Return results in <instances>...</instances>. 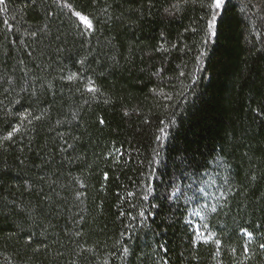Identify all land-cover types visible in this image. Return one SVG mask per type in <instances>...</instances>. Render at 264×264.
<instances>
[{"label":"trees","instance_id":"trees-1","mask_svg":"<svg viewBox=\"0 0 264 264\" xmlns=\"http://www.w3.org/2000/svg\"><path fill=\"white\" fill-rule=\"evenodd\" d=\"M212 3L0 4V264H264V0Z\"/></svg>","mask_w":264,"mask_h":264},{"label":"snow or ice","instance_id":"snow-or-ice-1","mask_svg":"<svg viewBox=\"0 0 264 264\" xmlns=\"http://www.w3.org/2000/svg\"><path fill=\"white\" fill-rule=\"evenodd\" d=\"M4 2H5V0H0V4H4ZM223 4H224V0H213L212 7H214L215 9H220ZM73 15H75L82 23H84L86 25L87 29H89V30L92 29V27H93L92 22L87 17L83 16L80 12H73ZM215 20H216V17H215V15H213L212 20L209 22V28L214 27ZM73 78L74 77H69V79H73ZM88 91H95V89L90 87L88 89ZM100 123H104V121L101 120ZM18 130L19 129H13V132H16ZM13 132H9L7 137H5V139H11ZM150 191H151V189H150ZM173 195H175V193ZM147 198H148L147 196L144 197V199H147ZM212 211H215V208H213ZM141 215H143V213H141ZM194 215L200 216L201 213L199 211H197L194 213ZM189 223H191V222H189ZM203 227L207 228V225H204ZM244 231H245V235H247L250 238L252 234L247 232V230H244ZM194 235H195L196 239H201V240H203L204 243H207L208 239L210 238V237L203 236L202 233L200 232L199 228H194ZM215 242L217 244L220 243L219 241H215ZM161 247H163V245H161ZM260 247L264 248V244H261ZM124 251H125V253H127L128 249L125 248Z\"/></svg>","mask_w":264,"mask_h":264}]
</instances>
